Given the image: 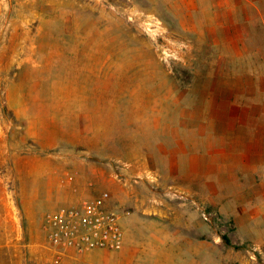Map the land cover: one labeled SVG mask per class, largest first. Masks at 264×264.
<instances>
[{"label": "rangeland", "instance_id": "1", "mask_svg": "<svg viewBox=\"0 0 264 264\" xmlns=\"http://www.w3.org/2000/svg\"><path fill=\"white\" fill-rule=\"evenodd\" d=\"M165 2L0 0V264H50L46 216L102 192L138 237L149 224L250 249L206 190L189 189V158L165 152L201 116L207 71L227 66L205 46L212 32L182 29ZM246 19L264 69V14Z\"/></svg>", "mask_w": 264, "mask_h": 264}, {"label": "crops", "instance_id": "2", "mask_svg": "<svg viewBox=\"0 0 264 264\" xmlns=\"http://www.w3.org/2000/svg\"><path fill=\"white\" fill-rule=\"evenodd\" d=\"M165 4L179 15L182 29L211 31L205 46L215 55L213 61L227 66L207 71L216 80L206 86L201 116L190 121L188 139L172 134L164 150L167 156L189 158V189L195 195L198 189L206 190L205 202L234 222L232 243L250 249L199 244L180 230H152L149 224L138 237L124 218L122 249L90 251L81 264L253 263L252 252H264V69L246 51L242 30L247 15L264 14V0H166ZM4 252L0 246V263H5Z\"/></svg>", "mask_w": 264, "mask_h": 264}, {"label": "built area", "instance_id": "3", "mask_svg": "<svg viewBox=\"0 0 264 264\" xmlns=\"http://www.w3.org/2000/svg\"><path fill=\"white\" fill-rule=\"evenodd\" d=\"M123 216L108 192L59 205L44 220L50 264H65L67 260L81 264L83 255L90 251L121 250L125 240Z\"/></svg>", "mask_w": 264, "mask_h": 264}, {"label": "trees", "instance_id": "4", "mask_svg": "<svg viewBox=\"0 0 264 264\" xmlns=\"http://www.w3.org/2000/svg\"><path fill=\"white\" fill-rule=\"evenodd\" d=\"M223 241L225 242V244H227V245H231V242H230V240H229V238L228 237H226V236H224L223 237ZM234 248H236V249H243V248H245L244 246H235Z\"/></svg>", "mask_w": 264, "mask_h": 264}]
</instances>
